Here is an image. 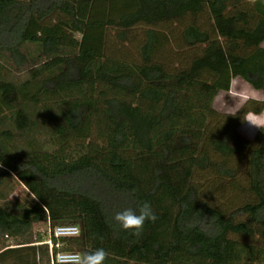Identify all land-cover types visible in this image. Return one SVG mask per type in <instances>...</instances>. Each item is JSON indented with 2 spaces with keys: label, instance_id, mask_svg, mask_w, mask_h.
Masks as SVG:
<instances>
[{
  "label": "trees",
  "instance_id": "obj_1",
  "mask_svg": "<svg viewBox=\"0 0 264 264\" xmlns=\"http://www.w3.org/2000/svg\"><path fill=\"white\" fill-rule=\"evenodd\" d=\"M264 3L0 0V264L105 249V264H264V132L209 106L233 75L264 88ZM26 74L25 77H22ZM150 203L142 234L114 215ZM12 238L15 246L6 244Z\"/></svg>",
  "mask_w": 264,
  "mask_h": 264
},
{
  "label": "clouds",
  "instance_id": "obj_2",
  "mask_svg": "<svg viewBox=\"0 0 264 264\" xmlns=\"http://www.w3.org/2000/svg\"><path fill=\"white\" fill-rule=\"evenodd\" d=\"M257 2L258 0H247L251 6H255ZM260 2L264 3V0ZM226 96L233 101L231 105L225 100ZM250 102L264 104V89H258L250 81L233 75L228 87L218 91L214 96L213 107L223 112L226 117H235ZM241 123L264 132V110L243 111ZM156 219L157 216L148 202L141 204L138 211L128 208L114 215V220L123 230L131 231L136 236L142 234L146 221L155 222ZM55 232L58 238H78L81 235V228L79 225L66 224L57 226ZM108 256L109 253L103 248L84 253L61 251L54 255L53 264H105Z\"/></svg>",
  "mask_w": 264,
  "mask_h": 264
},
{
  "label": "rangeland",
  "instance_id": "obj_3",
  "mask_svg": "<svg viewBox=\"0 0 264 264\" xmlns=\"http://www.w3.org/2000/svg\"><path fill=\"white\" fill-rule=\"evenodd\" d=\"M22 75H24L22 77H25L26 74L24 73ZM215 95L216 94L210 93L209 95H206L205 97L201 98L196 102L193 112L188 113L183 117L173 118L172 120L166 121L165 127L172 128L175 130L177 128H181L183 126H188L192 124H196V125L203 124L207 108L209 106H213V99ZM225 100L229 105L233 103V101L227 96L225 97ZM257 130L258 129L249 128L247 125H243L240 127V132L242 133L243 136H245L248 139H253ZM3 192L5 194V199L3 200L0 199V203H6L8 205L15 206L17 202L31 200V194L24 187V185L19 183L15 178L9 179L8 184L3 189ZM34 233L41 234L44 237V239L46 240L48 239L47 241H49L50 236L54 234L53 230L49 228V225L47 223L36 224L34 226ZM2 242H6V244L11 245L12 247H14L16 243L12 238H6L4 241L2 240ZM40 264H49V263L47 262L46 259H42Z\"/></svg>",
  "mask_w": 264,
  "mask_h": 264
},
{
  "label": "built area",
  "instance_id": "obj_4",
  "mask_svg": "<svg viewBox=\"0 0 264 264\" xmlns=\"http://www.w3.org/2000/svg\"><path fill=\"white\" fill-rule=\"evenodd\" d=\"M57 228V227H56ZM55 228V229H56ZM55 229H54V231H53V233H54V235L56 236V232H55ZM57 237V236H56ZM48 243L50 244V248H51V264H53V257H54V254L52 253V242H51V240H49L48 241Z\"/></svg>",
  "mask_w": 264,
  "mask_h": 264
}]
</instances>
